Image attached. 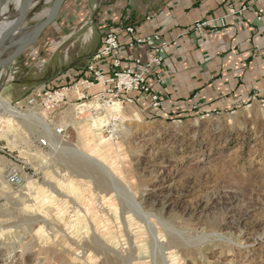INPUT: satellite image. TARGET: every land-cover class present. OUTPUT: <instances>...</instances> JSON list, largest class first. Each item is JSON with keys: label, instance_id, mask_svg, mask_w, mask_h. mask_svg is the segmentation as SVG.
<instances>
[{"label": "rangeland", "instance_id": "obj_1", "mask_svg": "<svg viewBox=\"0 0 264 264\" xmlns=\"http://www.w3.org/2000/svg\"><path fill=\"white\" fill-rule=\"evenodd\" d=\"M51 2L37 0L25 25ZM89 15L73 35L57 21L14 60L19 101L85 70L99 46L83 37L96 36ZM39 109L46 126L0 116V264H264V93L186 114L107 96Z\"/></svg>", "mask_w": 264, "mask_h": 264}, {"label": "crops", "instance_id": "obj_2", "mask_svg": "<svg viewBox=\"0 0 264 264\" xmlns=\"http://www.w3.org/2000/svg\"><path fill=\"white\" fill-rule=\"evenodd\" d=\"M65 6V16L56 19L63 32L73 35L84 28L89 13L97 32L94 38L91 26L92 32L83 37L98 40V48L108 31L119 30L114 56L124 67L137 69L134 59L144 63L152 55L150 45L135 43V38L157 35L167 43L162 64L146 75L162 99L160 114H186L204 105L233 107L252 93H264V0H68ZM230 8L239 12L230 13ZM222 18L223 24L214 20L196 26ZM13 62L0 71V98L22 108L16 102L23 97L25 83L13 82ZM110 62L111 56H105L98 64L107 71ZM155 73L164 79L162 84ZM127 101L155 113L146 93L132 92Z\"/></svg>", "mask_w": 264, "mask_h": 264}, {"label": "built area", "instance_id": "obj_3", "mask_svg": "<svg viewBox=\"0 0 264 264\" xmlns=\"http://www.w3.org/2000/svg\"><path fill=\"white\" fill-rule=\"evenodd\" d=\"M230 13H236L234 8H230ZM224 18V17H223ZM211 19L199 22L196 26H204L212 23ZM223 24V23H222ZM128 32H132V27L125 28ZM119 30L114 29L108 31L104 37L101 46L93 54L90 63L86 66L83 74L71 85H62L57 88L42 87L37 93H32L22 100L17 101L21 107L33 109L35 107H44L47 105H57L68 99L81 100L88 98L100 99L107 96L108 101L129 100V94L132 92H143L149 95L151 105L155 110H159L162 105V99L159 94L153 91L147 81V73L162 64L164 59V51L167 43L160 41L157 35L135 38V43H147L152 49L150 58L142 63L139 58L134 59V64L138 68L124 67L120 58L114 56V51L119 47L118 39ZM134 42L130 43L131 45ZM111 56L109 70H104L99 66V61L105 57ZM157 82L162 84L164 79L158 73H155ZM95 90V92H92ZM55 134L63 136V129L55 128ZM43 143L44 140L42 141ZM23 175L16 166H11L6 174L7 183L15 188L23 185Z\"/></svg>", "mask_w": 264, "mask_h": 264}, {"label": "water", "instance_id": "obj_4", "mask_svg": "<svg viewBox=\"0 0 264 264\" xmlns=\"http://www.w3.org/2000/svg\"><path fill=\"white\" fill-rule=\"evenodd\" d=\"M5 0H0V8ZM37 0H20L17 10L11 13L14 18L10 24L0 32V71L7 70L8 66L31 46L37 43L45 29L54 22L62 8L64 0H52L43 20L34 25L26 26L25 22L31 8ZM0 84V90L2 89Z\"/></svg>", "mask_w": 264, "mask_h": 264}, {"label": "bare ground", "instance_id": "obj_5", "mask_svg": "<svg viewBox=\"0 0 264 264\" xmlns=\"http://www.w3.org/2000/svg\"><path fill=\"white\" fill-rule=\"evenodd\" d=\"M10 4L13 5L14 12H15L17 10V8L19 7L20 0H5L4 4L1 6V8H0V32H1V30L3 28H5L6 26H8L10 24L9 22L14 18V15L13 14L11 15V13L13 11L12 12L9 11V5ZM6 10H7V13H2L1 12V11H6ZM5 20H9V22L8 21H5ZM39 108L40 107H35L34 109H30L29 108V111L30 112H23L22 110L18 109L17 106L12 105L9 102V100L0 98V116L4 120H14V121H16V120H20V119H24V118H27V119H36V120H39L40 123H42L43 125L46 126V122L44 121L43 113H42L41 109H39ZM55 131L56 130L53 129V134H55ZM77 153L79 155L81 154V156H82V154H84V153H82L81 151H78V150H77ZM86 155L90 157V154H85V156ZM73 166H74V164H73ZM95 166L97 167V169L99 168V170H102V172H104L105 175L107 174V178L104 177L106 179V181H105V179H103V180L100 179L101 182H103L104 184L109 183L110 180H111V182H114V176L115 175L111 173V170L109 171V168H108V171L109 172L106 171V165L104 163H101L100 161H97V163H96ZM54 191L56 192V190L53 189V192Z\"/></svg>", "mask_w": 264, "mask_h": 264}, {"label": "trees", "instance_id": "obj_6", "mask_svg": "<svg viewBox=\"0 0 264 264\" xmlns=\"http://www.w3.org/2000/svg\"><path fill=\"white\" fill-rule=\"evenodd\" d=\"M66 1V0H65ZM65 1H64V3H65ZM55 23H56V20L51 24V25H49L46 29H45V31L47 32V35H48V33L51 31V29H54V27H55ZM61 26V23H59V26H57V28H61L60 27ZM44 31V32H45ZM49 36V35H48ZM47 36V37H48ZM29 51V50H28ZM83 74V72L82 73H78L77 75H75V76H77V78H73V80L74 81H76L81 75ZM70 79V78H69ZM72 80V77H71V79H70V81ZM53 82V81H52ZM69 83V82H68ZM53 85H52V87H50V88H54L55 86H58L56 83H52ZM154 109V108H153ZM162 109V105H161V107H160V109L159 110H157V111H160ZM154 111H155V113H157L156 112V110L154 109Z\"/></svg>", "mask_w": 264, "mask_h": 264}]
</instances>
